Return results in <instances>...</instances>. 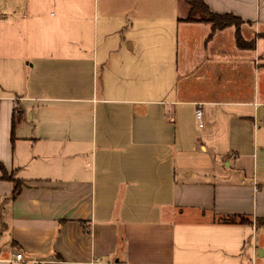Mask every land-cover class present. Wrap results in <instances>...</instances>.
Instances as JSON below:
<instances>
[{
  "label": "crops",
  "instance_id": "1",
  "mask_svg": "<svg viewBox=\"0 0 264 264\" xmlns=\"http://www.w3.org/2000/svg\"><path fill=\"white\" fill-rule=\"evenodd\" d=\"M204 1L264 33V0ZM187 16L0 5V264H264V38Z\"/></svg>",
  "mask_w": 264,
  "mask_h": 264
},
{
  "label": "trees",
  "instance_id": "2",
  "mask_svg": "<svg viewBox=\"0 0 264 264\" xmlns=\"http://www.w3.org/2000/svg\"><path fill=\"white\" fill-rule=\"evenodd\" d=\"M188 4L191 5L190 12L187 17L182 18L181 20L185 21H206L212 24V31L208 38H211L217 30L224 29L228 26H234L236 29V41L239 47L241 48H255L256 46V38L257 37H263L264 38V33L258 34L254 39L252 40H246L243 36L242 33V25L245 22L244 19H242L240 16H237L234 13H216L213 12L207 3L204 0H186ZM195 8H199L202 10L205 15L196 17L192 15V12L195 10ZM264 58V56H263ZM264 65V63H263ZM15 126V119L13 120V129ZM0 169L5 174V167L4 165L0 162ZM4 176H7L5 174ZM11 178V177H10ZM20 188V182H16L15 186V191H14V196H16L19 192ZM220 221L223 222H250L248 217L243 216V215H224L219 217ZM261 222H264L263 219H261Z\"/></svg>",
  "mask_w": 264,
  "mask_h": 264
},
{
  "label": "rangeland",
  "instance_id": "3",
  "mask_svg": "<svg viewBox=\"0 0 264 264\" xmlns=\"http://www.w3.org/2000/svg\"><path fill=\"white\" fill-rule=\"evenodd\" d=\"M15 3L16 0H0V5H8L10 3ZM188 8V11H187ZM189 8H191V5L188 4V2L186 0H180V15L184 13L185 14H189ZM192 15L199 17V16H203L205 15V13L200 10L199 8H195V10L192 12Z\"/></svg>",
  "mask_w": 264,
  "mask_h": 264
},
{
  "label": "built area",
  "instance_id": "4",
  "mask_svg": "<svg viewBox=\"0 0 264 264\" xmlns=\"http://www.w3.org/2000/svg\"><path fill=\"white\" fill-rule=\"evenodd\" d=\"M196 115H197V117L200 119L201 116H202V111H201L200 109H198V110L196 111ZM202 126H203V124H200V127H202ZM15 260H16V261H24V255H23V253H22V252H18V253H16V254H15ZM97 260H100V257H97Z\"/></svg>",
  "mask_w": 264,
  "mask_h": 264
}]
</instances>
